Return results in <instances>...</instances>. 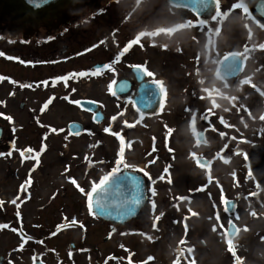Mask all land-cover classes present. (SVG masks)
Here are the masks:
<instances>
[{
  "label": "rangeland",
  "instance_id": "1",
  "mask_svg": "<svg viewBox=\"0 0 264 264\" xmlns=\"http://www.w3.org/2000/svg\"><path fill=\"white\" fill-rule=\"evenodd\" d=\"M106 2L111 4L101 8L106 15L87 23L90 33L79 45L78 58L69 53L67 58H71L55 62L53 71L76 76L92 68L83 64L84 57L115 59L139 37L113 60L118 69L112 73L99 70L90 81L74 77L66 86L65 81L55 83L53 98L45 107L47 93L41 91L49 92V85L37 84L36 78L44 76L49 66L40 64L37 70L24 71L13 63L5 67L8 77L0 79V100L5 96L6 112L12 118L8 120L13 124L42 121L59 131L68 121L81 119L88 129L71 142L54 136L50 129L41 130L47 133L44 138L36 132L38 147L43 145L40 151L37 147L41 158L30 177L26 173L33 156L25 159L26 169L14 170L10 177L7 158L0 157V203L5 215L0 253L8 252V261L15 264H32L37 259L48 264H98L103 260L107 264H237V257L239 264H264V185L251 170L253 149L264 145V120L260 119L264 116V48L260 47L264 27L250 11L251 1L247 0L249 13L245 14L242 9H231L240 0H219L221 11H228L222 20L209 16L206 26L183 28L176 27L185 23L180 18L182 9L167 0H138L133 6L132 0ZM161 28L174 30L157 32ZM141 32L156 34L139 36ZM207 52L212 55L210 62ZM229 53L243 55L246 65L235 81L224 82L216 75L214 59ZM133 65H141L167 83L169 109L158 115L151 133L145 131L143 136L131 130L122 134L119 126L104 132L102 124L93 122L72 101L85 96L100 103L110 77L131 75ZM72 90L83 94L72 93L65 99ZM23 100L27 106L21 110ZM121 103L120 107L108 103L107 113H121L120 119L126 110L133 123L135 111L126 101ZM41 106L45 107L42 111ZM201 129L206 139L199 144L195 133ZM121 150L130 169L141 166L147 171L151 196L139 216L124 226L96 217L86 195L116 167ZM197 157L211 162L200 166ZM225 199L238 201L234 215L225 211ZM230 221L240 229L234 239L226 236ZM228 240L235 255L228 250ZM71 243L76 246L72 248Z\"/></svg>",
  "mask_w": 264,
  "mask_h": 264
},
{
  "label": "flooded vegetation",
  "instance_id": "2",
  "mask_svg": "<svg viewBox=\"0 0 264 264\" xmlns=\"http://www.w3.org/2000/svg\"><path fill=\"white\" fill-rule=\"evenodd\" d=\"M106 1L109 0H82L81 2L74 3L70 5L68 10L66 11V15H63L64 17L61 18H55L54 20L56 22H59L60 20L63 21V25H60L59 27L55 28H49L47 25H32L28 24L24 27V24L17 23L11 21V17L9 15H0V65L3 67V70H0L2 72V77H8L7 70H5V67H7L9 64L13 63L16 67L21 68L23 71L25 69H30L32 67H35V69H38V66L42 64L43 66H49L48 71L45 73L44 76H38L39 78H36V83L39 84L40 81L46 84L49 88V92L47 90H42L41 92L47 93V97L44 100L45 105L49 103V100L53 98V95L55 92L52 93V89L54 87H57L59 85V82H64L65 84L63 86L68 85L71 82V79L76 77L79 80H82L83 77H88V81L91 79L90 76L94 75L96 69L99 66L100 71L104 70L105 72L112 73L115 69H118V66L113 60L114 58H109L107 60H96L97 57H84L83 64L92 65L91 70L90 69H84L81 71V73H77L76 76H73L71 72L67 71V73H64L63 75H59L57 72L55 73L53 71V66L55 62H67V59H70L71 57H68L69 53H73L72 55L74 57L79 56L78 51L79 45L83 44L84 41L86 42L88 40V37L86 36L88 33H90L91 26L87 24L88 22H96L99 20L100 17H104L106 14V9L108 5ZM119 1V0H116ZM138 0H132L131 6H133V2L136 3ZM140 7V6H139ZM185 18H182V13L180 14V17L187 21L189 19H197L198 17L192 13L191 11H187L184 14ZM203 19H208L203 18ZM84 20V21H83ZM85 22V25H80L81 23ZM261 23L264 24V20L261 19ZM57 28V30H56ZM112 34V33H111ZM90 37V36H89ZM135 36H133L134 38ZM101 39V38H100ZM212 44L209 39V45ZM209 56L206 58L207 61H211L212 55L210 52H208ZM214 59V58H213ZM113 62V63H112ZM218 64V59H214V64ZM110 64V68H105L103 65ZM141 66V65H140ZM200 66V65H199ZM142 67V66H141ZM145 69L144 67H142ZM201 68V67H199ZM148 71V70H147ZM36 72V71H35ZM55 75L57 76V79L55 78ZM13 77H17L16 75L12 74ZM58 77H66V79H58ZM105 77V76H104ZM155 79L154 77H149L147 74L145 75L144 79L140 82L136 76V74L133 72V67L131 68V75H122V76H116L114 78L110 77L111 82L107 85V91L105 93L104 99L98 102L99 109L104 114V120L101 122L104 132H108L111 128L120 129V132L122 134L127 133L128 130L133 131L134 133H141L140 135L143 136V132L151 133V130L153 129L155 125V121L158 118V115L160 113L165 112V110L169 109L170 103V95L169 91L167 89V83H164L163 80L156 78L157 80L162 81L165 92L161 93L162 97L160 101L157 102V111L151 112L153 114H148L145 116H142L141 113H138V110L143 107L145 102H139L138 106L136 105L134 98L138 96L139 88L142 84V82H151V80ZM63 80V81H61ZM109 80V79H108ZM122 80H128L130 81V88L125 93H117L116 86L119 81ZM70 81V82H69ZM229 82V81H227ZM57 83V85L55 84ZM68 83V84H67ZM56 85V86H55ZM148 85V84H147ZM64 88V87H63ZM84 88V87H83ZM64 91L61 92L63 94ZM83 94L82 91L78 93V91H69L65 94V99L67 96L69 97L70 94ZM85 95V94H84ZM82 99H91L88 97L81 98L78 100H73L74 102H78V106L83 109L80 105V102ZM93 100V99H91ZM118 101L120 103L118 104ZM121 101H126V104L128 103L129 106L136 112L137 119L135 121H132L127 118L128 113L123 112V117H120L121 113H114L109 114L107 113V108L110 102L114 103L115 105L122 104ZM68 102V100H66ZM109 103V104H108ZM125 104V106H126ZM44 105V106H45ZM26 102L23 100L19 104V108L21 110L26 108ZM44 106H41V111L45 109ZM47 107V105H46ZM6 98L5 96L0 100V113L3 114L2 117H0V127L2 128V137L0 138V157L7 158V172L8 177H10L13 174V171L15 170V173L20 172L21 170L26 169V161L25 159L33 156V165L31 169H29L28 173L26 175L30 177L32 173L36 171L38 160L41 158V153H37V147H38V141H35L36 132L40 136V138H44L47 136V133H44L41 130L50 129L52 130L53 135L56 137H60L59 139H66L67 142H71L70 140H74L80 136H82L85 131L88 129L86 128V125L83 123L81 119H74L71 121H68L64 127H61L59 131H56L55 128H53L51 125L44 124L45 122L37 121V123H34L33 121H30L28 123L18 124L15 125L12 123V121H9L6 117H9V113H7L6 108ZM145 108V106L143 107ZM154 108V106H153ZM126 109V107H124ZM83 111H85L83 109ZM87 112V111H85ZM89 113V112H87ZM91 115V118L94 122V114L89 113ZM1 116V115H0ZM115 117V119H112ZM83 118V117H82ZM195 120V117H194ZM108 122V124L106 123ZM148 122V123H146ZM72 123H78V126L70 127ZM204 123H207V119L204 120ZM29 124V126H27ZM46 125L47 127H44ZM197 128V127H195ZM82 129V133L80 135H74L75 131ZM107 129V131L105 130ZM40 130V131H38ZM202 130V129H201ZM151 135V134H150ZM167 135H169L167 133ZM139 136L134 137L133 139L136 140ZM57 141V140H56ZM167 148H169V139L167 138L165 140ZM21 143V145H20ZM22 146V148L18 149L17 146ZM43 145V142L39 145V151L41 150V147ZM61 145H63L61 143ZM64 146V145H63ZM32 149L31 152L28 151V149ZM73 156V155H72ZM71 156V157H72ZM200 158V157H199ZM197 158L196 161L199 159ZM207 164H210L211 159L209 158L207 161ZM13 163V165H11ZM198 163V162H196ZM140 167V166H138ZM124 168V167H123ZM144 167H142L141 170H143ZM17 170V171H16ZM24 186H27V183H24ZM234 215V213H233ZM237 215L235 214V217ZM5 222V215L3 208L1 207L0 203V227ZM1 229V228H0ZM204 244V242L202 241ZM8 252H1L0 257L1 262L0 264H15L13 261H8ZM35 262H41L40 260H33L32 264ZM44 262V261H43ZM48 264V263H47ZM98 264H107L105 260H103L102 263Z\"/></svg>",
  "mask_w": 264,
  "mask_h": 264
},
{
  "label": "water",
  "instance_id": "3",
  "mask_svg": "<svg viewBox=\"0 0 264 264\" xmlns=\"http://www.w3.org/2000/svg\"><path fill=\"white\" fill-rule=\"evenodd\" d=\"M79 1L82 0H47L46 3L44 0H0V15H9L11 21L17 23L20 22L24 24V27L28 24L51 26L50 21L54 18H60L59 16L64 14L71 4ZM168 2L175 7L188 9L196 14L199 12V16L211 15L215 10V5L212 3V0H206L208 7L203 10L199 8L196 0H168ZM184 5H187V7H183ZM252 5L256 13L264 17V15H262L264 9L257 6V0H252ZM242 65L243 60L240 56H238L236 60H233L229 55L227 56V59L224 58L220 63L218 75L226 79L236 77L240 73ZM133 71L141 82L146 73L135 67L133 68ZM129 86L130 81L122 80L117 83L116 92L125 93L129 90ZM161 97V92H159L156 86L152 85L151 82H142L138 96L134 101L137 106L139 102H145L143 105L145 108L142 107L140 109L143 111H149V108L153 109V106L156 108L157 102L160 101ZM81 106L91 112L96 111L95 120H102V115L98 110L96 102L83 100L81 101ZM78 125L79 124L74 123L71 124L70 127ZM80 132L81 129L75 131V134H80ZM197 138L199 142H202L204 140V134L202 132L198 133ZM200 162L204 164L203 160H200ZM252 168L260 180L264 182V148H256L254 150ZM137 182L139 183V187H137ZM147 199V185L144 176L138 172L124 169L122 172L110 178V182L104 190H97L96 193H93L90 210L97 217L105 221L116 224H125L127 221L138 216ZM134 201H138V203H133ZM224 205L227 211L233 212L236 208V201L225 200ZM237 233L238 229L236 225L230 223L229 231L227 233L228 236L233 238ZM108 238L109 237H107L106 240ZM71 246L74 247V244H71ZM1 259L2 258L0 257V262ZM34 264L45 263L35 262Z\"/></svg>",
  "mask_w": 264,
  "mask_h": 264
},
{
  "label": "snow or ice",
  "instance_id": "4",
  "mask_svg": "<svg viewBox=\"0 0 264 264\" xmlns=\"http://www.w3.org/2000/svg\"><path fill=\"white\" fill-rule=\"evenodd\" d=\"M44 2L46 3L47 0H44ZM196 3L198 4V6H199V8L201 10L206 9L208 7V4H207L206 0H196ZM212 3L215 5V11H214V14L211 15V20H213V21H218V19L222 20L225 16L228 15V11H221L219 0H212ZM257 6L260 7L261 9H264V0H257ZM183 7H187V5H184ZM231 9H242L245 14L249 13V7H248L247 0H240V2L232 3L231 4ZM231 9H229V11ZM262 15H264V12H262ZM197 17L198 18L195 20V22L193 20L189 19V20L185 21V23H183V24L176 25V27L177 28L196 27V26L203 27V26L207 25L208 20L207 19H203V18H199V12H197ZM260 26L264 27V24H261ZM173 30L174 29H171V28H169V29L161 28V29H157V32L167 31V32L170 33ZM215 31L219 32L220 31L219 27H216ZM146 34L147 35H155L156 33L155 32H153V33L141 32L139 34V36H143V35H146ZM138 39H139V37H137L136 40L131 41L127 47H125L121 52H119L116 55L115 59L118 60L120 56H122L125 52L128 51V47H130L131 44L138 42ZM260 47L264 48V45H260ZM0 55H2V53H0ZM229 55L233 58V60H236V58L240 54L239 53H229ZM225 59H227V57H225ZM103 67L110 68L111 65L110 64H106V65H103ZM133 67L137 68L138 70L144 71L147 74V76H149V77H152L154 75L152 72L147 71V69H141L140 65H133ZM99 70H100L99 68L96 69L97 72H99ZM0 79H3V77H0ZM58 79H66V77H58ZM151 84L156 86V88L159 90V92H161V93L165 92V88H164V85H163L162 81L157 80V79H153V80H151ZM45 107H46V105H45ZM209 111H211V110H209ZM6 118L9 119V120L12 119L11 117H6ZM112 119H115V117H113ZM260 119L264 120V116H261ZM221 123H224L222 118H221ZM226 126H228V125H226ZM105 130L107 131V129H105ZM116 135L119 136V133H116ZM220 135L223 136L224 133H221ZM28 151L31 152L32 149L29 148ZM0 155H3V154H0ZM121 166H123L124 168L132 167L131 165L125 163V160H124V157H123V150H121V153L119 154V158L116 160V167H114L111 172H108L107 174L102 176L100 181H99V183H94L92 185L91 192L86 193V195L89 198V208L90 209H91V206H92L91 205V201H92L93 193H96L97 190H104L106 188L107 184L110 182V178L114 177L115 174L120 171ZM144 175L147 176L148 173L145 172ZM249 175H251V173H249ZM73 183H75V180H73ZM137 187H139V183L138 182H137ZM81 191H84V189H81ZM154 194L155 193H154V190H153V195ZM221 199L223 201V199H224L223 196L221 197ZM13 203H15V202H13ZM133 203H138V201H134ZM152 207H153V209H155V204L154 203L152 204ZM162 215H163V213H161V216ZM253 215H255V213H253ZM157 219H159V217H157ZM217 219H219V216H217ZM213 230H215V228ZM228 250L230 252H232L233 255H235L231 240H228ZM237 264H239V258L238 257H237Z\"/></svg>",
  "mask_w": 264,
  "mask_h": 264
}]
</instances>
